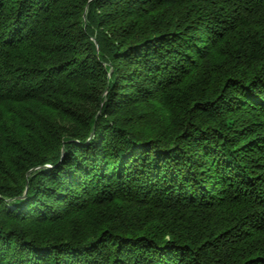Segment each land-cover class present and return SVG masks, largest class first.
Here are the masks:
<instances>
[{
    "label": "trees",
    "instance_id": "trees-1",
    "mask_svg": "<svg viewBox=\"0 0 264 264\" xmlns=\"http://www.w3.org/2000/svg\"><path fill=\"white\" fill-rule=\"evenodd\" d=\"M0 264H264V0H0Z\"/></svg>",
    "mask_w": 264,
    "mask_h": 264
}]
</instances>
